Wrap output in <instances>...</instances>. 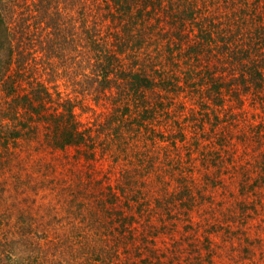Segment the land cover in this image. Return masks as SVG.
<instances>
[{
  "label": "rangeland",
  "instance_id": "374dc122",
  "mask_svg": "<svg viewBox=\"0 0 264 264\" xmlns=\"http://www.w3.org/2000/svg\"><path fill=\"white\" fill-rule=\"evenodd\" d=\"M205 1L206 7L200 4L203 15L184 24L182 46H197L201 30L212 27L227 41L237 27L234 10H239L238 16H254L259 26L260 36L249 49L263 52L264 0H249L246 8L240 0ZM212 60L221 65L218 58ZM60 86L66 90L64 81ZM243 96V104L228 100L225 112L216 114L236 119L233 129H217L215 112L205 125L186 124L184 142L172 132L175 123L164 128L157 122L158 130L148 126L134 139L132 126L126 127L125 158L97 155L87 160L72 148L59 159L48 157L58 164L57 172L48 175L36 173L30 164L35 165L37 153L31 155L27 148L10 159L13 144H4L1 137L0 234L7 241L0 236V251L9 249L14 260L26 256L21 264H264V99ZM78 97L93 107L87 112L76 108L82 120L104 119L100 113L107 107L95 105L89 96ZM5 99L0 89V102ZM201 116L198 112L196 117ZM218 137L226 141L225 148ZM196 138L203 142L200 146ZM30 174L37 190L24 182ZM29 211L43 222L40 231L34 224L30 230V223L26 226L20 218ZM87 232L95 241L75 242Z\"/></svg>",
  "mask_w": 264,
  "mask_h": 264
},
{
  "label": "trees",
  "instance_id": "16d2710c",
  "mask_svg": "<svg viewBox=\"0 0 264 264\" xmlns=\"http://www.w3.org/2000/svg\"><path fill=\"white\" fill-rule=\"evenodd\" d=\"M201 3L206 7L205 0H0V89L6 97L0 102V138L13 144L10 159L27 148L29 154L37 153L35 165L30 164L36 173L48 175L58 168L48 157L59 159L72 148L75 156L87 160L97 155L125 158L126 127L132 126L134 139L148 126L158 130L157 122L164 128L175 123L172 132L184 142L186 124L205 125L215 112L217 129H233L236 119L228 113L226 118L217 116L225 112L228 100L243 104V95L264 99V50L249 49L260 36L259 26L254 16H238L239 10H234L237 27L229 31L227 41L218 28H204L198 45L185 48L184 24L203 15ZM239 3L241 8L251 6L249 0ZM60 81L70 93L61 90ZM79 94L107 107L100 113L104 119L82 120L76 108L87 112L93 107L85 98L78 99ZM198 139L194 142L200 146ZM217 141L225 148V140ZM28 176L24 182L37 190ZM109 190L115 196V189ZM25 215H20L24 224L40 231L43 222L35 213ZM41 234L48 237L45 230ZM92 240L95 236L87 232L75 242L83 246ZM25 259L14 260L9 249L0 251V264Z\"/></svg>",
  "mask_w": 264,
  "mask_h": 264
}]
</instances>
